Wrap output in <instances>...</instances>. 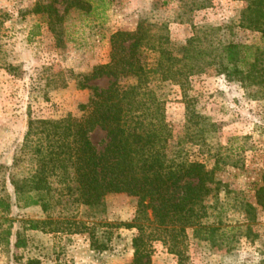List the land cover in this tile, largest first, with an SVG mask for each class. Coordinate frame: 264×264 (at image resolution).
<instances>
[{
	"label": "rangeland",
	"instance_id": "rangeland-1",
	"mask_svg": "<svg viewBox=\"0 0 264 264\" xmlns=\"http://www.w3.org/2000/svg\"><path fill=\"white\" fill-rule=\"evenodd\" d=\"M71 0H0V264H130L135 229L131 223L136 199L109 194L96 210L55 207L62 221L107 223L96 226L99 242L108 249L95 251L88 234L48 233L30 230L24 222L44 217L40 207L15 201L8 168L26 131L27 120L79 117L89 90L79 80L108 62L109 38L115 31H134L143 22L163 26L171 43L179 46L195 29L225 27V40L264 44L260 35L238 27L243 4L234 0H104L103 10L64 9ZM205 3V4H204ZM51 5L62 19L50 22L34 8ZM94 3L93 6H96ZM201 5H205L201 7ZM65 13V15H64ZM155 30V29H153ZM110 80L100 78L90 86L105 89ZM164 103L171 145L182 140L191 160L215 168L217 191L206 201L203 223L218 231L204 240L203 233L187 229L182 264H264V212L255 205L254 193L264 173V91L244 88L235 81L208 72L192 77L182 89L170 82L156 89ZM199 115L205 130L202 140L186 143L187 115ZM196 119L191 121L195 122ZM90 140L101 150L105 134L95 129ZM256 207L248 221L244 204ZM248 228V229H247ZM20 233V244L17 242ZM151 264H179L161 242L151 243Z\"/></svg>",
	"mask_w": 264,
	"mask_h": 264
},
{
	"label": "trees",
	"instance_id": "trees-1",
	"mask_svg": "<svg viewBox=\"0 0 264 264\" xmlns=\"http://www.w3.org/2000/svg\"><path fill=\"white\" fill-rule=\"evenodd\" d=\"M234 1L243 4L238 27L258 33L263 41L264 0ZM105 6L104 0H71L64 12L71 7L90 12ZM34 11L47 13L52 23L62 19L51 5H37ZM164 29L140 22L134 31L118 30L110 35L108 62L95 66L78 82L81 90L90 92L87 103L79 105V117L28 118L8 168L16 203L38 206L44 214L42 219L24 222L27 228L86 233L93 250L105 251L108 240L99 242L94 230L110 225L61 222L54 217L55 207L96 210L107 195L124 194L136 199L132 222L119 225L138 231L132 239L130 264H151L154 241L166 246L182 264L187 229L203 233L204 240L219 230L202 222L207 214L205 201L219 184L215 168L191 160L183 151L182 140L171 145L164 103L156 89L165 82L184 89L190 78L211 71L244 88L264 91V44L225 40L223 33L228 28L201 27L183 44L174 46ZM100 78L110 80L105 89L88 84ZM198 120L203 122L199 115L188 113L186 143L198 145L202 140L205 125ZM95 129L105 134L101 150L90 140ZM254 198L264 212V173ZM0 207H10L3 197ZM255 208L244 204L248 221L253 220ZM19 235L17 232L15 247L20 244Z\"/></svg>",
	"mask_w": 264,
	"mask_h": 264
}]
</instances>
